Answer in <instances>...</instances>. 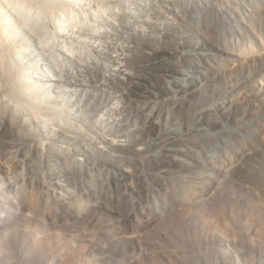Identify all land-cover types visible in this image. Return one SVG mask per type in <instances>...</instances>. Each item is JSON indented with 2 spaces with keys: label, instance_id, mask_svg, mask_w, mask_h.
<instances>
[{
  "label": "rangeland",
  "instance_id": "rangeland-1",
  "mask_svg": "<svg viewBox=\"0 0 264 264\" xmlns=\"http://www.w3.org/2000/svg\"><path fill=\"white\" fill-rule=\"evenodd\" d=\"M82 1L0 81V264H264V0Z\"/></svg>",
  "mask_w": 264,
  "mask_h": 264
},
{
  "label": "bare ground",
  "instance_id": "bare-ground-1",
  "mask_svg": "<svg viewBox=\"0 0 264 264\" xmlns=\"http://www.w3.org/2000/svg\"><path fill=\"white\" fill-rule=\"evenodd\" d=\"M85 7L82 0H0V81L6 80L8 98L18 104L17 108L20 109L19 105H22L23 110L31 112L38 105L35 106L39 93L45 96L40 76L30 72L35 71V66L39 64L45 66V55L23 40L26 37L23 31L36 38L44 52L47 48L55 52L59 45L53 35L57 36L63 30L77 29V21L83 19ZM33 23L36 26L32 27ZM26 55L29 58L25 59ZM42 70L41 75L45 77V67ZM47 100L49 98L45 97L43 105ZM19 114H15V117L21 118L38 136L43 137L40 127L45 123L43 120L38 124L30 120L27 116L31 117L30 114Z\"/></svg>",
  "mask_w": 264,
  "mask_h": 264
}]
</instances>
